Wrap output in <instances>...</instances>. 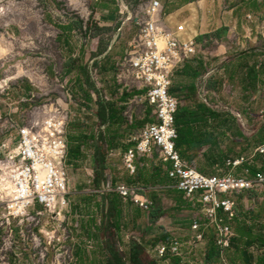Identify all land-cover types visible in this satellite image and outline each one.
I'll list each match as a JSON object with an SVG mask.
<instances>
[{
    "label": "crops",
    "instance_id": "0c3cea01",
    "mask_svg": "<svg viewBox=\"0 0 264 264\" xmlns=\"http://www.w3.org/2000/svg\"><path fill=\"white\" fill-rule=\"evenodd\" d=\"M242 12L247 13V21L244 20ZM250 13L264 17V0H245L231 9V29L239 36L233 44L237 46H244L246 41L251 46L255 41V38L250 37L252 34H264V20L259 26L252 28L255 21H251ZM165 22L174 28L173 22L168 19ZM189 31L198 45L197 53L175 69L168 89L169 94L179 101V109L175 115L178 133L176 148L182 158L194 166L197 164L196 168L206 175L233 174L253 178L258 172H264V154L255 152L264 143V106L258 107L254 102L242 108L238 94L241 90L243 93L252 94L251 99L264 96V47L228 56V42L224 37L226 29L223 25L215 29L214 37L206 35L212 31L200 32L199 35L194 34L190 28ZM211 45L214 46L213 51L208 50ZM250 58L254 59L252 63L249 62ZM256 58L258 59L255 60ZM217 60L214 67L213 62ZM227 88L230 89V101H218L213 97L227 91ZM92 90L87 95V102L83 101L87 105L86 109L91 111L92 118H76L69 122L68 116L66 123L67 175L69 167L73 174L83 169L93 177L86 195H77L86 204L77 201L73 204L77 205L75 211L78 210L79 214L82 212L79 207L84 206L79 227L88 238L87 243L75 245L71 256L75 261L71 264H106L109 250L106 237L109 234L116 240V243L112 242L113 247L116 248L117 244L124 249L122 252L129 264L132 263L130 256L133 241L144 248L143 264H176L171 259L174 255L167 252L161 257L158 253L159 246L169 244L173 237L162 235L158 225L161 212L157 204L151 200L153 207L146 210L131 199H124L115 190H108L106 183L137 188L148 199L155 198V195H160L163 191L174 192L179 197L176 202H186L189 208H200V203L197 198H186L176 188L174 180L168 175L169 163L162 160L158 163L154 156L140 155L136 159V172L131 173L125 167L124 154L138 143L139 135L132 132L136 128L142 130L156 119L149 118L152 108H149V117L146 118L148 123L137 122L136 117L126 114L128 102L137 95H145V91L129 89L120 84L109 91H97L94 86ZM64 109H68L67 104ZM241 158L243 161L238 165L229 163ZM119 161L123 163V173L120 172ZM97 172L102 174L100 180L95 178ZM181 198L186 201L180 200ZM232 198L236 202L237 216L231 220L233 238L227 252V255L231 253L227 257L229 264H264V185L234 194ZM211 229L212 238H208L207 229L204 234L206 255L212 246L217 250L214 230ZM137 236L140 237L139 240L136 239ZM126 237L128 243H125ZM146 237H151L156 260H150L146 256ZM167 259L169 262L160 263ZM214 259L218 260V252L212 258ZM210 261L205 257V264H210ZM177 264H184L183 257L178 258Z\"/></svg>",
    "mask_w": 264,
    "mask_h": 264
},
{
    "label": "rangeland",
    "instance_id": "374dc122",
    "mask_svg": "<svg viewBox=\"0 0 264 264\" xmlns=\"http://www.w3.org/2000/svg\"><path fill=\"white\" fill-rule=\"evenodd\" d=\"M149 1L0 0V142L14 131V125L29 121L35 111L41 113L45 108L65 110L69 122L76 118H92L85 104L89 91H93L92 87L97 91H109L119 84L124 86L116 77L119 73L118 63L125 56V50L129 47L127 43L137 35L139 26L135 20L138 16L143 18L141 8ZM158 1L164 6L163 20L173 22L174 27L186 23L194 34L212 31L206 35L214 37L215 29L223 25L226 29L224 37L228 42V56L264 47L263 32L250 36L255 38L251 46L249 41L244 46L233 44L239 36L231 29V9L245 0ZM190 3L193 4L188 5ZM242 13L247 21V13ZM249 15L251 21H255L252 28L264 20V17ZM128 18L131 20L124 24ZM209 48V51H213L214 46ZM253 60L250 58L249 62ZM217 62H213L214 67ZM213 97L218 101H230V89ZM251 98L252 94L239 90L240 107L245 108V105L254 102L258 107L264 106V96ZM66 104L67 110L64 109ZM83 107L84 110H81ZM126 107L127 116L136 117L137 122L148 123L146 118L149 117V108L153 110L150 120L156 118L154 108L149 105L144 94L132 98ZM140 130L136 128L131 132L137 136ZM150 156H154L156 162H161L158 148H154ZM119 163L120 172L123 173V163ZM195 167L198 165L195 164ZM67 169L69 204L61 213L57 211L38 216L33 212L32 218L24 222H20L19 218L7 221L2 216L7 197L0 190V264H71L75 261L74 257L71 259L75 245L87 243L88 237L79 227L84 206L79 207L82 211L79 214L78 210L75 211L77 205L73 204L76 201L86 204L77 195H86L93 177L83 169L74 174L69 167ZM2 173L0 171V175ZM0 186H3L2 182ZM178 198L174 192L163 191L150 199L160 209L158 225L162 235L168 234L182 243L184 264H205L204 244L193 247L189 243L193 221H203L200 208H189L186 202L180 204L176 202ZM180 200L186 201L183 198ZM206 232L209 239L213 237L211 228H207ZM139 238L136 237L137 240ZM106 239L109 244L116 243L111 234ZM127 239L125 243H128ZM150 240L151 237H146V256L156 260ZM116 245V249L124 251ZM165 261L169 262L167 259L160 263ZM210 264L220 262L214 259Z\"/></svg>",
    "mask_w": 264,
    "mask_h": 264
},
{
    "label": "built area",
    "instance_id": "2783aa9c",
    "mask_svg": "<svg viewBox=\"0 0 264 264\" xmlns=\"http://www.w3.org/2000/svg\"><path fill=\"white\" fill-rule=\"evenodd\" d=\"M136 18L139 30L129 44L123 59L118 63L119 82L129 89L145 91V98L154 108L156 119L147 124L137 136L138 143L129 148L123 160L126 169L137 170L136 159L151 155L158 148L161 160L170 164L169 177L186 198H197L203 221L194 220L190 244L196 247L205 241V230L213 228L220 264H229L227 252L231 247L233 232L231 220L237 216L234 194L254 190L264 185V172L253 178L227 174L206 175L182 158L176 148L178 136L175 115L179 101L168 89L175 69L192 59L197 53V43L186 23L174 28L163 20L164 6L151 0ZM128 18L124 24L130 21ZM46 110V111H45ZM35 111L33 117L14 125V131L0 142V171L6 173L16 186V195L5 202L2 216L20 222L36 215L61 213L68 207V175L65 168L67 155V114L60 108ZM264 154V143L255 149ZM243 158L229 162L238 165ZM124 199H131L140 207L151 210L153 202L139 189L106 183ZM4 201V200H3ZM39 208V209H37ZM169 252L183 257L182 243L173 238L169 244L159 246L161 257Z\"/></svg>",
    "mask_w": 264,
    "mask_h": 264
},
{
    "label": "trees",
    "instance_id": "16d2710c",
    "mask_svg": "<svg viewBox=\"0 0 264 264\" xmlns=\"http://www.w3.org/2000/svg\"><path fill=\"white\" fill-rule=\"evenodd\" d=\"M102 177V174L97 172L95 174L96 180H100ZM164 181V179H161ZM165 238H167L165 236ZM164 238V239H165ZM168 239V238H167ZM167 241V240H166ZM108 259L106 261V264H129L127 261V257L122 251H119L118 249L114 248L112 244H108ZM144 253V248L138 244L136 241H133V251L131 254V264H143L142 263V254ZM217 254V250L215 246H212L211 249L208 251L206 257L207 260L210 261L212 258H214ZM179 258V257H178ZM177 256H174L172 259L173 263H178Z\"/></svg>",
    "mask_w": 264,
    "mask_h": 264
},
{
    "label": "bare ground",
    "instance_id": "6f19581e",
    "mask_svg": "<svg viewBox=\"0 0 264 264\" xmlns=\"http://www.w3.org/2000/svg\"><path fill=\"white\" fill-rule=\"evenodd\" d=\"M0 179V182L3 183V186H0L2 187L0 190L3 193V196L7 197L5 202L13 200L16 195V186L13 180L9 178L6 173H2Z\"/></svg>",
    "mask_w": 264,
    "mask_h": 264
}]
</instances>
